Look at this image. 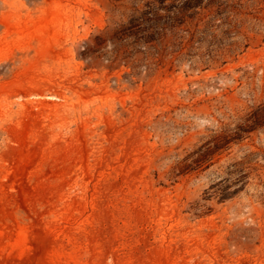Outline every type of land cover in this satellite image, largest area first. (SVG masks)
<instances>
[{
    "label": "rangeland",
    "instance_id": "obj_1",
    "mask_svg": "<svg viewBox=\"0 0 264 264\" xmlns=\"http://www.w3.org/2000/svg\"><path fill=\"white\" fill-rule=\"evenodd\" d=\"M0 264H264V0H0Z\"/></svg>",
    "mask_w": 264,
    "mask_h": 264
}]
</instances>
